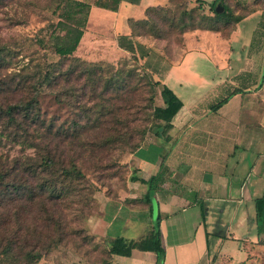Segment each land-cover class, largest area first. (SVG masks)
Masks as SVG:
<instances>
[{
	"label": "crops",
	"instance_id": "obj_1",
	"mask_svg": "<svg viewBox=\"0 0 264 264\" xmlns=\"http://www.w3.org/2000/svg\"><path fill=\"white\" fill-rule=\"evenodd\" d=\"M199 1L208 8L216 0ZM231 3L233 16L249 11L231 22L228 35L209 29L185 35L186 46L164 75L177 72L183 96L162 79L182 106L161 119L170 125L165 137L154 134L130 156L126 189L100 198L94 228L103 231L111 264H158L155 252L127 246L149 235L157 218L163 264H264V223L255 208L264 194V0ZM173 5L120 0L116 11L91 5L77 49L85 59L127 55L117 38L131 33L128 23L149 7ZM154 147L161 158L149 155Z\"/></svg>",
	"mask_w": 264,
	"mask_h": 264
},
{
	"label": "trees",
	"instance_id": "obj_2",
	"mask_svg": "<svg viewBox=\"0 0 264 264\" xmlns=\"http://www.w3.org/2000/svg\"><path fill=\"white\" fill-rule=\"evenodd\" d=\"M3 1L6 0H0V3ZM60 1L64 4L50 34V51L58 56L56 61L31 64L33 60L29 59V63L17 68L11 66L16 47L0 44V138L34 148V155L4 160L0 155V264H37L45 254L65 241L67 227L60 213L61 206L72 203L70 198L78 194L77 182L84 176L77 156L68 153H75L82 142L80 137L87 123L95 122L99 126L117 120L115 123L126 130L115 126V136L127 144L134 138V133L127 131L129 120L119 118V113L130 109L133 94L147 90V109H151V114L146 113L143 121L150 122L153 133L162 137L170 125L161 119L169 120L182 106L172 89L158 80H151L147 74L140 77L125 65L114 68L111 63H97L76 55L91 5L116 11L120 0ZM172 1L173 6L147 8L144 17L135 23L147 24L150 12L182 8L190 13V22L197 23L190 29L218 30L228 35L231 22L240 21L249 11L244 9L233 16L231 0H216L208 8L199 0H194V6H190L191 0ZM218 2L223 6L221 13L215 11ZM196 9L207 12L197 19L194 17ZM179 25L183 31L187 30L184 22ZM53 30H60L62 34L55 35ZM120 47L133 52L132 45ZM131 58L135 59L134 56ZM10 68L12 71L8 72ZM77 85L81 87L77 88ZM156 89L162 107L153 106L152 95ZM47 92L56 103L77 110L79 117L71 118L66 126L57 125L53 118L47 119L39 101L40 95ZM95 98L100 100L92 103ZM226 100L227 97L220 100L215 108ZM146 133L145 128L140 129L139 139L130 145L132 154L143 144ZM109 140L111 138L101 142L104 145ZM255 208L257 217L264 223V194L255 200ZM127 246L153 251L158 264H163L165 250L160 239L159 218L149 235L129 241ZM97 264H111L110 257Z\"/></svg>",
	"mask_w": 264,
	"mask_h": 264
},
{
	"label": "rangeland",
	"instance_id": "obj_3",
	"mask_svg": "<svg viewBox=\"0 0 264 264\" xmlns=\"http://www.w3.org/2000/svg\"><path fill=\"white\" fill-rule=\"evenodd\" d=\"M63 4L60 0H6L0 3V44L16 47L13 51L14 58L11 59V66L19 68L29 63V59L33 60L31 64L45 60L54 62L58 59V56L50 51L52 49L50 34L53 33L51 31L53 23L57 22ZM166 9L150 12L147 16V24L144 26H141V22L130 21L128 23L131 33L120 35L117 43L125 48L132 45L133 52L126 50L127 55L121 54L122 56L118 54V56L107 54L104 57L86 55L87 60L103 64L111 63L114 68L125 65L126 69L134 70L140 77L147 74L151 80L162 82L174 52H179L186 46L185 35L197 30L190 29L191 25L196 26L197 23L190 22L188 11L182 8H172L170 11ZM206 12V9H196L195 16H193L199 19ZM181 22L187 25L186 31L181 29L179 25ZM54 34L61 35L62 32L56 30ZM158 35L160 38H157ZM121 36H127V38L122 39ZM84 39L87 37L85 36ZM77 52L76 54L82 57L80 47ZM10 71H12L11 68L8 69V72ZM163 82L174 89L180 97L183 96V89L178 84L177 72H173L169 77L165 76ZM148 96L147 90L139 91L131 97L130 109L120 110L119 118L129 120L127 131L132 130L134 133V138L127 144H123L115 136L114 127L121 129L120 125L115 123L117 120L112 119L99 126L95 122L86 124L80 137L82 142L75 149V153H68L73 157L77 156V162L84 176L81 181L77 182L78 194L70 198L72 203L61 206L60 213L67 227L66 239L63 244L45 254L37 264H97L109 256L106 240L102 235L103 231L94 228L95 218L101 216L100 198L103 193L109 195L116 193L119 189H126L127 182L133 174V165L130 163L132 155L130 145L139 139L140 129L147 130L143 142L154 135L153 125L145 122L146 120L143 121L146 113L151 114V109H147ZM152 96L153 106L162 107L158 89L153 92ZM99 100L95 98L91 102L95 103ZM39 101L44 116L47 119H55L57 125L66 126L71 118L78 115L77 110L66 104L56 103L49 92L42 93ZM117 104L121 106L120 102ZM134 117L138 119L133 120ZM124 129L125 127L121 130ZM108 138L111 140L103 145L101 141ZM113 139L115 141L112 142ZM153 150L149 152V155L159 154L158 158H161L160 154L163 150L160 147H154ZM25 154L34 155V148L6 141L1 136L2 160Z\"/></svg>",
	"mask_w": 264,
	"mask_h": 264
},
{
	"label": "water",
	"instance_id": "obj_4",
	"mask_svg": "<svg viewBox=\"0 0 264 264\" xmlns=\"http://www.w3.org/2000/svg\"><path fill=\"white\" fill-rule=\"evenodd\" d=\"M215 11L218 13H221L223 11V6L222 4H217V6H215Z\"/></svg>",
	"mask_w": 264,
	"mask_h": 264
}]
</instances>
